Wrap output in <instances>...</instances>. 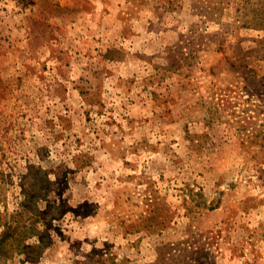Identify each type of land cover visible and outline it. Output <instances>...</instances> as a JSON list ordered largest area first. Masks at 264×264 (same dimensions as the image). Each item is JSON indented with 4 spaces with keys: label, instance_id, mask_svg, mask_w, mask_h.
Instances as JSON below:
<instances>
[{
    "label": "rangeland",
    "instance_id": "rangeland-1",
    "mask_svg": "<svg viewBox=\"0 0 264 264\" xmlns=\"http://www.w3.org/2000/svg\"><path fill=\"white\" fill-rule=\"evenodd\" d=\"M0 264H264V0H0Z\"/></svg>",
    "mask_w": 264,
    "mask_h": 264
},
{
    "label": "trees",
    "instance_id": "trees-1",
    "mask_svg": "<svg viewBox=\"0 0 264 264\" xmlns=\"http://www.w3.org/2000/svg\"><path fill=\"white\" fill-rule=\"evenodd\" d=\"M4 226V231L0 237V245L9 240H16V234L19 232L14 223H5Z\"/></svg>",
    "mask_w": 264,
    "mask_h": 264
}]
</instances>
